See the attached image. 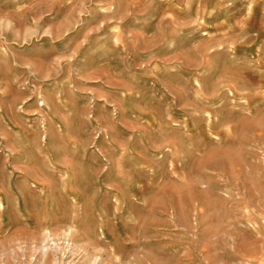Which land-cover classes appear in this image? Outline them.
Wrapping results in <instances>:
<instances>
[{"label":"rangeland","instance_id":"1","mask_svg":"<svg viewBox=\"0 0 264 264\" xmlns=\"http://www.w3.org/2000/svg\"><path fill=\"white\" fill-rule=\"evenodd\" d=\"M0 264H264V0H0Z\"/></svg>","mask_w":264,"mask_h":264}]
</instances>
